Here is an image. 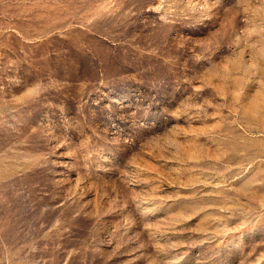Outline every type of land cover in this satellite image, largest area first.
Listing matches in <instances>:
<instances>
[{
  "label": "rangeland",
  "instance_id": "1",
  "mask_svg": "<svg viewBox=\"0 0 264 264\" xmlns=\"http://www.w3.org/2000/svg\"><path fill=\"white\" fill-rule=\"evenodd\" d=\"M0 264H264V0H0Z\"/></svg>",
  "mask_w": 264,
  "mask_h": 264
}]
</instances>
